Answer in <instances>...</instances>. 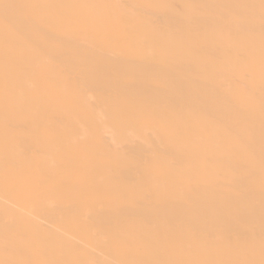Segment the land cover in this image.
Segmentation results:
<instances>
[{"label": "bare ground", "instance_id": "obj_1", "mask_svg": "<svg viewBox=\"0 0 264 264\" xmlns=\"http://www.w3.org/2000/svg\"><path fill=\"white\" fill-rule=\"evenodd\" d=\"M0 264H264V0H0Z\"/></svg>", "mask_w": 264, "mask_h": 264}]
</instances>
